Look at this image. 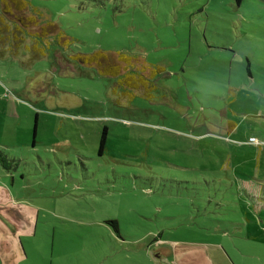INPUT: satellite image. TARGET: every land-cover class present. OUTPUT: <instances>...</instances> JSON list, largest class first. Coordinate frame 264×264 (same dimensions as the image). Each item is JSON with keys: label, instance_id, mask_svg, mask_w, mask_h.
Masks as SVG:
<instances>
[{"label": "rangeland", "instance_id": "obj_1", "mask_svg": "<svg viewBox=\"0 0 264 264\" xmlns=\"http://www.w3.org/2000/svg\"><path fill=\"white\" fill-rule=\"evenodd\" d=\"M26 1L0 2V150L35 220L22 263L264 264V0ZM97 49L159 67L152 97L71 58Z\"/></svg>", "mask_w": 264, "mask_h": 264}, {"label": "trees", "instance_id": "obj_2", "mask_svg": "<svg viewBox=\"0 0 264 264\" xmlns=\"http://www.w3.org/2000/svg\"><path fill=\"white\" fill-rule=\"evenodd\" d=\"M233 1L235 2V4H239L241 2V0ZM0 2L3 4V11L9 14H14V10L21 12L28 6L26 0H0ZM20 16L21 15L19 14H17V16L15 15L18 22H23V18H21ZM25 19L29 22L33 20V17L29 16L25 17ZM47 24H49L53 28L56 26L50 21H48ZM16 28L19 29L18 25H16ZM61 33L62 32L60 31V37L62 36ZM15 39H18L17 36H15ZM71 58L81 65L94 67L98 75L106 77H116L117 84L121 85V89H124L121 91V93L123 95H127L129 98H132L135 93L141 94L146 99L151 98L152 91L154 89L152 79L157 72H160L159 67H151V65H148L144 61L139 68L131 69L129 66L132 65L131 62L133 60L131 56L118 52L108 53L100 49L91 52H76L71 56ZM35 127L36 124H34V129ZM105 129L106 128L103 127L99 137L97 149L98 153H101L105 146ZM33 142H35V140H33ZM18 164V159H8L7 156L0 150V167L8 172H13L14 170L16 171ZM263 193L262 195H264ZM109 222L113 224V229L115 230V232L120 235V233L117 232V227H115L116 221L112 220Z\"/></svg>", "mask_w": 264, "mask_h": 264}, {"label": "crops", "instance_id": "obj_3", "mask_svg": "<svg viewBox=\"0 0 264 264\" xmlns=\"http://www.w3.org/2000/svg\"><path fill=\"white\" fill-rule=\"evenodd\" d=\"M14 176L0 167V264H23L27 253L21 235L34 233L33 208L31 206L21 207V195L13 194L12 185ZM15 206L16 210L11 207ZM28 207V209H27ZM32 208V209H29ZM23 215V216H21ZM35 215V214H34ZM120 238V235L117 234ZM159 244H162L159 242ZM164 247V246H163ZM161 249V248H160ZM169 247L162 249L163 253H171ZM161 252V250H159ZM173 264H198V249H180L172 252ZM206 257H202L201 260Z\"/></svg>", "mask_w": 264, "mask_h": 264}, {"label": "built area", "instance_id": "obj_4", "mask_svg": "<svg viewBox=\"0 0 264 264\" xmlns=\"http://www.w3.org/2000/svg\"><path fill=\"white\" fill-rule=\"evenodd\" d=\"M255 139L253 138V137H249L248 138V141H250V142H252V141H254Z\"/></svg>", "mask_w": 264, "mask_h": 264}]
</instances>
